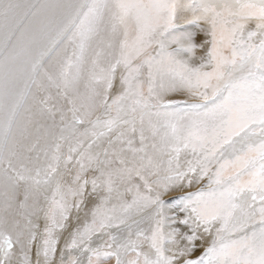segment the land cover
Here are the masks:
<instances>
[{"label":"snow or ice","instance_id":"6c2138e0","mask_svg":"<svg viewBox=\"0 0 264 264\" xmlns=\"http://www.w3.org/2000/svg\"><path fill=\"white\" fill-rule=\"evenodd\" d=\"M0 264H264V0H0Z\"/></svg>","mask_w":264,"mask_h":264}]
</instances>
